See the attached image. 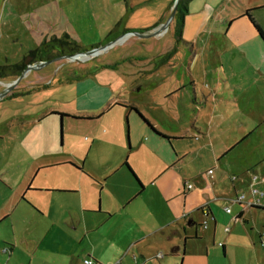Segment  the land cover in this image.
Instances as JSON below:
<instances>
[{
	"label": "crops",
	"instance_id": "crops-1",
	"mask_svg": "<svg viewBox=\"0 0 264 264\" xmlns=\"http://www.w3.org/2000/svg\"><path fill=\"white\" fill-rule=\"evenodd\" d=\"M229 1L232 0H220L218 3L226 4ZM240 2L242 7L237 8V13H232L228 8V13L219 19V22L227 27L225 34L222 35V32L217 31V34L224 38L228 34L231 36V54L238 64L237 70L223 65L220 68L205 66L198 69L169 67L175 53L170 57L167 56L173 46L141 67L138 88L135 87L137 81L130 80L128 85H121L114 92L107 89L108 100L99 102L96 100L98 94L107 88L97 78L96 74L100 69L72 68L71 73H77L74 77L76 92L73 97L77 105L74 104L70 112L57 111V109L51 111L64 113L62 118L91 121L100 119L106 107L107 111L114 107L126 109L130 118L129 130L128 117H126V140L129 156L134 155L129 161L131 166L128 165L138 178L136 181L141 186L139 193L149 185L161 184L165 196L163 199L169 204L167 211L154 213L152 218H146L136 211L137 209L127 210L128 205L135 198L120 197L118 190L113 198L103 199L86 196L83 189L81 191L75 187H65V191L79 192L80 198L27 197L30 191H47L38 185L36 189L30 188L34 171L36 173L37 169L47 164L38 163L35 158L34 165L27 169V173L16 184L12 185L11 178L4 179L0 175V227L4 228L2 239L4 241H0V264H69L74 251L65 243L71 241L73 244L77 241L75 236L80 231L81 234H88L117 215L118 228L130 227L128 232L130 247L123 256L127 257L131 254L132 246H138L148 238L159 236V241H162L160 245L171 248V255L180 258L179 264H264L262 239L264 196L260 199L259 206L234 202L232 200L234 195L219 198V194L213 190L218 183L215 180V172L212 176L208 174V170L213 168H209L205 175L193 173L191 177L186 176L187 169L193 171L189 165V157L196 154L202 158L207 154L209 158L217 159L221 165L224 164L227 170L239 173V176L235 175L236 180H233V174L231 177L234 194L247 189L250 197L245 201L250 202L255 201V198L250 194L249 171L252 169L254 172L264 173V154L261 155L260 148L262 144L264 145V65L260 62L255 44L259 43L262 48L263 45L258 38H255V30L258 33L259 31L247 15L249 10L251 14L255 9H252L251 4L248 5L251 2L245 3L241 0ZM4 3L1 8L0 23L20 17L21 26L26 25L28 31L37 38L39 43L37 47L54 36L76 35L72 19L67 13L69 9L65 7L68 2L50 0L25 13H21L14 4H10L9 0H4ZM254 6L262 9L264 2ZM251 16L253 17L252 14ZM259 25L263 29L262 25ZM173 29L175 31V24ZM242 30L246 36L242 34ZM248 38L251 40L247 43ZM262 39L264 40L263 37ZM114 64L116 63H112L113 66ZM116 69L117 67L112 68L114 71ZM47 76L36 75L29 86L37 87L35 84L48 82L50 79ZM126 86L128 88L134 86L135 90H140L141 97L137 99L127 95ZM130 106L137 107L154 129L138 114L137 117L133 115ZM0 140L3 138L0 137ZM105 140L112 141L113 146L118 149V157L117 161L107 163L111 167L106 172L94 176L98 182L100 179L110 178L125 165V161L128 163V159L124 161L127 152L124 149L123 128L120 129L116 124L115 131L109 138L95 134L92 144L87 149L88 152ZM169 144L173 146V150L169 148ZM24 150L19 152V159L21 157L31 159L29 150ZM67 162L73 163L77 171L83 175L91 173L86 167V159H81L78 155H69ZM141 163L144 164L143 168L140 167ZM230 163H235V166L229 167ZM8 172V169L0 170V174ZM129 173L132 174L130 170ZM133 177L135 178L134 175ZM189 182L194 186L192 189H187ZM94 183L97 185L96 182ZM101 188L104 189V184H101ZM259 188L264 192V182L259 184ZM219 199H227V204L236 203L240 206L234 224L243 222L245 228L248 215L260 222L261 228L257 240L254 242V234L251 235L252 244L241 246L245 251L239 255L233 244V239L239 237V234L231 233L232 228L227 227L229 231L225 229L228 233L226 236L231 244L220 245L221 241L219 242L222 251L220 261L219 259L215 262L188 259L184 249L185 241L192 236V232L195 238H198V227L202 225L198 223L201 222L200 217H203L205 226L209 218L212 219L213 239L217 236L219 221L212 204ZM54 203L59 206L60 214L51 216V211L57 207L53 205ZM227 204L225 208L229 206ZM14 219L20 223V229H15L12 225ZM182 241L183 250L180 255ZM54 253H57V257L63 255V258L53 259ZM140 257L143 260L142 264H147L151 259H162L165 254L162 257L157 254L148 258L140 253ZM133 259L135 262L139 261L136 254H133Z\"/></svg>",
	"mask_w": 264,
	"mask_h": 264
},
{
	"label": "rangeland",
	"instance_id": "rangeland-1",
	"mask_svg": "<svg viewBox=\"0 0 264 264\" xmlns=\"http://www.w3.org/2000/svg\"><path fill=\"white\" fill-rule=\"evenodd\" d=\"M48 1L50 0H9L10 4H14L21 13L34 10L38 5ZM63 1L68 2L65 7L69 9L67 13L72 19V25L76 31L75 36L69 35L70 40L86 50L68 55H64L61 51L63 56L53 59L50 63L46 64V60H39L34 64L31 63L35 66L33 69L27 70L29 64L19 74L0 78V137L3 138L0 140V170H9L8 173L0 175L4 179L11 178L12 185L16 184L27 173V169L34 165L33 160L37 158L38 163L47 164L42 166L43 168L37 169L36 173L34 171L30 188L36 189V185H38L47 191H30L27 197L80 198L79 192L68 193L65 191V187H75L81 191L83 189L86 196L103 199L113 198L118 190L120 197L135 198L128 205L127 210L137 209L136 211L145 215L146 218H152L154 213L166 212L169 204L163 199L165 196L161 184L149 185L142 193H139L141 186L129 173L126 165H123L110 178L100 179V182L94 178L96 174L106 172L111 167L107 163L117 161L118 157V149L113 146L111 140H105L88 152L87 149L92 144L95 134L109 138L115 131V125L118 124L120 129L123 128L124 133V149L127 152L124 161L128 159L130 165L129 161L134 157V155L129 156L130 151L126 140V117H128L126 109L114 107L107 111L106 107V111L100 119L91 121L71 117L62 118L60 114L51 111L57 109V111L70 112L73 110L71 107L74 104L77 105L73 99L76 92L74 77L77 73L72 74L70 71L72 68L93 67L100 69V73L96 74L97 78L107 88L98 94L96 100L99 102L108 100L107 89L114 92L117 87L128 85L130 80L137 81L138 84L135 87L138 88L141 67L146 66L148 61L176 44V35L173 29V25H176V15L172 19H175L174 23L171 20L168 27L159 29L169 21L176 0ZM219 1L192 0L189 3L182 28V42L177 44L174 60L169 67L198 69L205 66L220 68L223 65L238 69V64L231 54L232 38L229 34L225 38L222 36L227 27L225 24L222 25L219 19L228 13V8L232 13H237V8L241 9L242 5L240 0H232L226 4L218 3ZM241 1L251 2L248 5L251 4L252 9H255L251 14L264 29V8L253 7V5L263 3L264 0ZM4 5V0H0V13ZM245 19L248 21L247 17ZM21 25L20 17L8 20L3 24L0 23V65L18 63L39 44L37 38L28 31L27 26ZM155 30H159L157 34L148 38L135 34L136 32L151 33ZM110 31L116 35L106 39ZM217 31L222 32V35H218ZM255 32V38H258L263 45L262 48L259 43L255 44V50L259 54L261 64L264 65V40L256 30ZM242 34L245 35V32L243 31ZM250 40L251 38H248L247 43ZM50 52L51 56L58 53V47L52 48ZM112 63L116 64L113 66ZM113 67H117V69L114 71ZM38 74L48 75L47 78L50 80L35 84L37 87L29 86ZM125 89L127 95L137 99L141 97V91L135 90L134 86L130 88L126 86ZM131 113L137 115L134 110ZM128 122L130 130L129 117ZM130 146L132 147V144ZM169 148L173 150L171 144H169ZM260 148L262 155L264 154V145L262 144ZM23 149L29 150L31 159H23V157L19 159V152ZM69 155H78L81 159H86V167L93 175L91 173L83 175L77 171L73 163L67 162ZM142 164L140 167L143 168L144 164ZM189 165L193 171L187 169L186 176L188 177H191L193 173L205 175L209 168H213L215 180L218 181L213 190L219 194V198L235 196L231 177L232 174L239 176V173L227 170L224 164L221 165L217 159L209 158L207 154L202 158L196 154L190 156ZM234 166L235 163L229 165L232 168ZM253 173L254 171L250 169L249 174ZM101 184H104L103 190ZM242 192L246 194V198L250 197L247 189L246 191L240 190L239 194ZM227 202V199H219L212 204L219 221L217 236L214 239L212 219L209 218L205 226L203 217L199 218L201 222L198 223L202 225L198 227V238H195L194 232H192V236L185 241L184 249L188 259L212 262L219 259L220 261L222 251L218 245L219 242L231 244L226 236L228 234L225 231L227 227L232 228L231 233L239 234V237L233 239L235 250L239 255L245 251L241 246L252 244L251 235L254 234V242L257 240L261 228L260 222L248 215L245 228L243 222L234 224L240 206L236 203L227 204ZM226 204L231 207L232 212L225 211ZM53 205L57 206L55 203ZM124 211L122 210V212ZM51 212V216L60 214L59 206ZM118 224L117 215L103 222L96 230L88 234H81L80 231L75 236L77 240L74 241L75 243L66 242L65 244H69L68 247L74 251L69 264H85L84 259L89 257L93 258L97 264H142L140 253L148 258L155 257L159 253L165 254L162 259H151L147 264L180 263V258L171 255V248L168 249L166 245H160L162 241H159V236L148 238L138 246H132L131 254L127 257L123 256L130 247L128 242L130 227L118 228ZM12 225L15 226V229L21 228L17 219L12 220ZM3 231L4 228L0 227V241L4 237ZM2 245L4 246V243ZM182 250L183 241L180 243V255ZM2 251L4 250L2 249ZM133 254L138 256V262L134 261ZM52 255L53 259L63 258V255L57 257V253ZM121 257L123 259L119 262Z\"/></svg>",
	"mask_w": 264,
	"mask_h": 264
},
{
	"label": "trees",
	"instance_id": "trees-1",
	"mask_svg": "<svg viewBox=\"0 0 264 264\" xmlns=\"http://www.w3.org/2000/svg\"><path fill=\"white\" fill-rule=\"evenodd\" d=\"M192 0H179L177 5V13H176V25H175V35H176V44L171 49L167 57H170L171 54L175 53L177 51V44L182 41V28L184 25V17L186 13L188 12V6L189 3ZM247 15L249 16L251 22L254 24L256 29L259 31L261 36L264 38V31L260 27V25L254 20V18L250 14V10L247 12ZM116 34L113 31H110L106 39L111 38L112 36H115ZM58 47L59 49H62L63 53H69L74 54L80 51H85L86 49L77 45L75 42L70 40V36L68 34H65L64 37L58 38L53 37L52 39L48 41H44L38 46L37 48L30 50L28 54L18 63L16 64H8V65H0V78L8 77L14 74H19L24 67H26L28 64L31 63V61L38 60H46L51 57L50 51L52 48ZM132 110H134L151 128L152 125L149 123V121L141 114L139 109L135 106H130ZM57 114H60L61 116L65 115L61 112H55ZM154 129V128H153ZM157 132V131H156ZM158 133V132H157ZM125 165L129 168V170L132 172V174L135 176L136 180L138 179L135 173L132 171L130 166L128 165L127 161H125Z\"/></svg>",
	"mask_w": 264,
	"mask_h": 264
},
{
	"label": "built area",
	"instance_id": "built-area-1",
	"mask_svg": "<svg viewBox=\"0 0 264 264\" xmlns=\"http://www.w3.org/2000/svg\"><path fill=\"white\" fill-rule=\"evenodd\" d=\"M214 173V169H209L208 170V174L209 176H212ZM237 177L235 175H233V180H236ZM264 182V173L263 174H260L258 172H254L252 175H251V180H250V194L255 198V201H250V202H247L245 201L246 199V194L244 192H242L241 194H236L232 199L234 202H239V203H242L244 202L247 206H253V205H256V206H259L261 205L260 203V199L264 196V192L259 188V184L263 183ZM194 186L192 183H187V189H192ZM225 210L227 212H231V207H226ZM227 231H229V228H226ZM262 239H263V242H264V234L262 236ZM221 245V243H220ZM159 257H162L163 254L162 253H159L158 254ZM84 263L85 264H96V261L89 257V258H85L84 259Z\"/></svg>",
	"mask_w": 264,
	"mask_h": 264
},
{
	"label": "water",
	"instance_id": "water-1",
	"mask_svg": "<svg viewBox=\"0 0 264 264\" xmlns=\"http://www.w3.org/2000/svg\"><path fill=\"white\" fill-rule=\"evenodd\" d=\"M178 2H179V0H176L175 6H174V10H173V13H172V15H171L169 21H168L163 27H161V28H159V29L166 28V27L168 26L169 22L175 17L176 12H177V5H178ZM158 31H159V30H155L154 32H151V33H143V34H140V33H137V32H136L135 34H136V35H139V36H141V37H144V38H148V37H151V36L156 35ZM50 62H52V60H48V61H46V64H47V63H50ZM34 67H35V66H34L33 64H30V65L28 66L27 70H29V69H33ZM61 133H62V131H61ZM61 136H62V134H61Z\"/></svg>",
	"mask_w": 264,
	"mask_h": 264
},
{
	"label": "flooded vegetation",
	"instance_id": "flooded-vegetation-1",
	"mask_svg": "<svg viewBox=\"0 0 264 264\" xmlns=\"http://www.w3.org/2000/svg\"><path fill=\"white\" fill-rule=\"evenodd\" d=\"M58 50H59L58 53L53 54L49 59H46V61H47V60H53V59H56V58H59V57L63 56V54H62V52H61L62 49H59V48H58ZM68 54H69V53H64V55H68ZM38 61H39V60L37 59L36 61H33V62H31V63L34 64L35 62H38ZM31 63H30V64H31ZM28 65H29V64H28ZM28 65H27V66H28Z\"/></svg>",
	"mask_w": 264,
	"mask_h": 264
},
{
	"label": "bare ground",
	"instance_id": "bare-ground-1",
	"mask_svg": "<svg viewBox=\"0 0 264 264\" xmlns=\"http://www.w3.org/2000/svg\"><path fill=\"white\" fill-rule=\"evenodd\" d=\"M111 45V44H110Z\"/></svg>",
	"mask_w": 264,
	"mask_h": 264
}]
</instances>
